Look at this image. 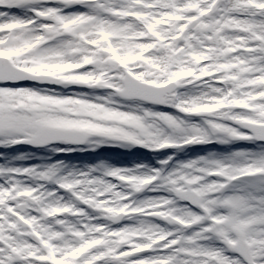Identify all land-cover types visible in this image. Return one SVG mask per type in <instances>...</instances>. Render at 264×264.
I'll use <instances>...</instances> for the list:
<instances>
[{"label": "snow or ice", "instance_id": "obj_1", "mask_svg": "<svg viewBox=\"0 0 264 264\" xmlns=\"http://www.w3.org/2000/svg\"><path fill=\"white\" fill-rule=\"evenodd\" d=\"M0 264H264V0H0Z\"/></svg>", "mask_w": 264, "mask_h": 264}, {"label": "rangeland", "instance_id": "obj_2", "mask_svg": "<svg viewBox=\"0 0 264 264\" xmlns=\"http://www.w3.org/2000/svg\"><path fill=\"white\" fill-rule=\"evenodd\" d=\"M100 151L103 152L102 154L110 156L112 158V160H114V162L117 163V164L118 163L120 164V160H122V162H123L122 165L131 167L132 164L141 162L139 159L133 158L132 155H130V154L122 153L121 150L118 149V148L101 149ZM139 151L141 153H143L142 149H139ZM148 155H149V157H151V154H148ZM89 157H91V156H88V154H84V156H81L80 154H77V156L74 157V159L80 160V159H86V158H89ZM144 162H149V161H144ZM151 162L154 163V160H152Z\"/></svg>", "mask_w": 264, "mask_h": 264}, {"label": "bare ground", "instance_id": "obj_3", "mask_svg": "<svg viewBox=\"0 0 264 264\" xmlns=\"http://www.w3.org/2000/svg\"><path fill=\"white\" fill-rule=\"evenodd\" d=\"M108 149H110V148H108ZM141 151V150H140ZM139 151V149H133L132 150V153L130 154V155H132V157L133 158H135V159H138V154H140L141 152ZM101 153H103L102 151H101ZM110 157V156H109ZM120 157V156H119ZM111 158V157H110ZM131 158V157H130ZM86 159H91V157H89V158H86ZM112 159V158H111ZM114 161V160H113ZM139 162V161H138ZM122 160H120V164L119 165H121V166H125V165H122Z\"/></svg>", "mask_w": 264, "mask_h": 264}]
</instances>
